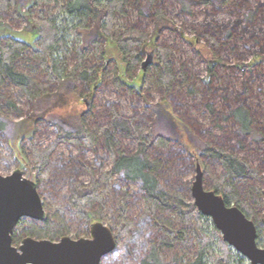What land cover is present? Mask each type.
Segmentation results:
<instances>
[{
    "label": "rangeland",
    "instance_id": "1",
    "mask_svg": "<svg viewBox=\"0 0 264 264\" xmlns=\"http://www.w3.org/2000/svg\"><path fill=\"white\" fill-rule=\"evenodd\" d=\"M66 1L50 0L32 8L35 0H12L0 19V40L13 37L34 48L43 14H59L58 25L67 20L72 27L78 21L61 11ZM159 10L163 20L157 17ZM113 24L112 35L105 37L89 22L94 31L88 38L97 37V43L88 45L84 53L78 52L82 41L71 33L65 35V49L55 51L63 77L74 69L78 74L96 68L100 75L95 82L76 77L50 82L41 62L32 59L29 50L21 53L16 68L40 85L32 87L30 94L10 81L1 85L15 105L7 107L4 102L1 108L6 128L0 131V173L10 175L20 169L38 184L47 216L55 228L64 231L51 240L90 237L91 225L103 222L114 231L117 246L101 264H139L155 243L164 264L186 263L200 250L194 231L188 230V241L171 239L147 212L138 184L112 172L113 155L103 127L109 126L116 113L133 117L149 132L155 130L170 138L168 148L155 145L148 151L161 160V183L184 192L188 199L193 200L197 164L209 189L224 172L219 161L201 154L204 141L245 159L257 175L239 178L237 191L251 213L248 216L260 222L259 245L264 247V0H127ZM132 29L146 40L124 55L114 40ZM161 48H167L176 74L169 95L157 72ZM149 54L152 61L143 68ZM241 103L251 112L250 134L241 130L231 114ZM80 116L85 117L86 128L93 135L92 146L60 135V126L71 131L72 121ZM114 135L115 151H135L139 146L135 138ZM46 150L51 152L43 174L38 158ZM94 180L103 192L102 204L89 208L91 213L85 218L71 197L75 182L88 185ZM121 219L130 222L127 234L121 233ZM157 220L161 225L169 221L177 229L186 228L172 211L157 214ZM44 225L23 218L14 231V245L19 246L26 237L41 239L26 231ZM212 228L206 226L205 231L210 234ZM164 240L172 245L162 247ZM214 247L218 250L216 241ZM232 250V264H251Z\"/></svg>",
    "mask_w": 264,
    "mask_h": 264
},
{
    "label": "trees",
    "instance_id": "2",
    "mask_svg": "<svg viewBox=\"0 0 264 264\" xmlns=\"http://www.w3.org/2000/svg\"><path fill=\"white\" fill-rule=\"evenodd\" d=\"M11 1L12 0H0V19L3 18V12L11 6ZM212 1L215 2V0ZM225 1L228 0H219V2L222 3ZM41 2H50V0H35L32 8H37ZM126 2L127 0H67L64 7L61 8V11L67 12V14L78 21L72 27H68L67 20L59 26L57 22L59 14H43L39 19L40 36L34 48L13 37L0 40L1 132L5 131L6 128L5 118L1 110L4 102H6L7 107L15 105V103L7 97L5 92L1 90V85L10 81L22 91L29 93L32 87L39 84V81L35 78L16 68L21 53L29 50V52H31V58L41 62V66L45 69L44 72L46 71L47 73L46 78L50 82L61 81L63 78L74 80L75 77L87 83L95 82V79L100 75L99 69L96 70V68L83 69L81 72H78V74L76 69H74V71L63 77L61 75V69H58L59 61L55 55V51L57 49H65V35L68 33H71L76 36L78 40L82 41L78 52L81 51L83 53L88 45L97 43V37L88 38L90 33L94 31L93 28L98 29L105 37H110L112 35L113 22L116 15L124 12ZM157 17L163 20L164 14L162 10L158 11ZM89 22H93V28L91 25H88ZM127 32L128 34L119 36L114 40L124 55L131 53L134 45L137 43L139 44L140 41L144 42L146 40L141 34L137 37V30L135 29ZM167 54V48L160 49L159 59L161 64L157 66V72H159L160 85H166L168 90L165 93L169 95V91L173 88L174 81L176 80V74L168 60ZM209 107L212 108L211 103ZM231 114L238 121L241 130L245 134H250L252 116L246 104H239L232 109ZM72 123L74 125H72L73 130L71 131L65 130L62 126L59 127L60 135L63 139H68L78 144L86 143L89 146L95 144L93 135H91L86 128L84 116L77 117ZM103 130L107 138L106 144L108 148L112 150V172L118 173L126 181L138 184L139 192L146 205V210L155 217L157 226L163 227L164 231L167 232L171 239L173 238L177 241H188V230L191 228L194 231L195 237L199 241L200 250L196 258L183 264H232L235 253L232 247L223 240L220 231L215 227L213 222L210 221L211 218L203 215L194 201L188 199L184 192L174 191V189H170L161 183V160L151 155L148 150L149 147L155 145L168 148L170 138L155 130L149 132L147 126L138 124L135 118L119 115L117 113L110 121L109 126L103 127ZM114 133L121 134L123 137L135 138L139 145L138 148L135 151H115L112 147V140L115 138ZM204 142L205 143L200 144L199 148L203 157H209L219 161L224 170L221 177L215 178L213 189L221 194L228 204L234 203L238 205L247 215L251 216V213L246 211L248 210L247 207L240 200L237 186L239 178L250 179L257 175V171L250 166L245 159L239 158L223 147H214L209 141ZM50 152V150L43 151L38 158V167L40 171H44L43 174L46 173L45 166L49 161ZM75 184L77 187L73 192L71 202L82 216L88 218V215L91 213H89L88 209L97 203L102 204L103 192L99 190V182L95 180L88 185L77 182H75ZM168 211L176 213L186 228L177 229L169 221L161 225L157 220V214H165ZM43 222H45L44 227L35 226L26 232L41 239H55L62 236L64 233L63 229L55 228L48 216ZM257 222L260 224L258 219ZM120 225L121 233L127 234L130 222L126 219H121ZM206 226L213 227L210 234L205 231ZM14 241L16 240L14 239ZM215 241L217 242L218 250L214 247ZM162 244V247H170L172 245V243L167 240L162 241ZM139 264H164L160 258V249L157 247L156 243L151 246L148 254Z\"/></svg>",
    "mask_w": 264,
    "mask_h": 264
},
{
    "label": "water",
    "instance_id": "3",
    "mask_svg": "<svg viewBox=\"0 0 264 264\" xmlns=\"http://www.w3.org/2000/svg\"><path fill=\"white\" fill-rule=\"evenodd\" d=\"M152 54L143 63L146 68ZM191 195L199 211L211 218L223 239L251 264H264V247L258 244L257 225L237 205L204 182V174L197 164V174L191 186ZM46 210L38 191V184L24 177L18 169L10 175L0 173V264H101L103 257L116 249L114 231L103 222L91 225V236L60 240L26 237L14 245L13 232L23 217L43 221Z\"/></svg>",
    "mask_w": 264,
    "mask_h": 264
},
{
    "label": "flooded vegetation",
    "instance_id": "4",
    "mask_svg": "<svg viewBox=\"0 0 264 264\" xmlns=\"http://www.w3.org/2000/svg\"><path fill=\"white\" fill-rule=\"evenodd\" d=\"M24 174V173H23ZM25 177V176H24ZM43 200V199H42ZM44 205V204H43ZM44 209H45V207H44ZM248 216V215H247ZM46 217H47V215H46ZM23 218H25V217H23ZM22 218V219H23ZM27 218V217H26ZM30 218V217H29ZM22 219H20V221H19V223L21 222V220ZM252 219V218H251ZM254 220V219H253ZM44 221V220H43ZM43 221H41V222H43ZM254 222L256 223V225H257V232H258V238H257V240H258V244H259V237H260V235H261V225L257 222V220H254ZM18 223V224H19ZM17 224V225H18ZM214 224V223H213ZM215 225V224H214ZM216 227V226H215ZM217 228V227H216ZM221 233V232H220ZM221 236H222V234H221ZM222 238H223V236H222ZM14 232H13V241H14ZM45 239H47V238H45ZM117 239V238H116ZM224 240V239H223ZM227 243V242H226ZM228 244V243H227ZM230 246V245H229ZM232 247V246H231ZM233 248V247H232ZM235 249V248H234ZM236 250V249H235ZM237 251V250H236ZM240 253V252H239ZM245 257V256H244ZM103 260V259H102ZM101 263H102V261H101Z\"/></svg>",
    "mask_w": 264,
    "mask_h": 264
},
{
    "label": "bare ground",
    "instance_id": "5",
    "mask_svg": "<svg viewBox=\"0 0 264 264\" xmlns=\"http://www.w3.org/2000/svg\"><path fill=\"white\" fill-rule=\"evenodd\" d=\"M104 258V257H103Z\"/></svg>",
    "mask_w": 264,
    "mask_h": 264
}]
</instances>
